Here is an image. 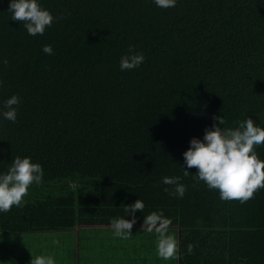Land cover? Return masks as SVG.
<instances>
[{"label":"trees","instance_id":"1","mask_svg":"<svg viewBox=\"0 0 264 264\" xmlns=\"http://www.w3.org/2000/svg\"><path fill=\"white\" fill-rule=\"evenodd\" d=\"M10 2L0 0V175L16 156L44 174L23 206L0 211V234L69 231L70 254H47L62 264H98L86 227L112 232L123 256L114 264H264V188L225 201L194 179L197 169L184 176V153L214 116L226 118L222 127L248 117L264 127V0H176L166 9L154 0H38L54 20L35 36L11 19ZM130 46L145 59L122 71ZM13 95L15 122L3 116ZM254 151L264 160V145ZM165 176L180 177L182 198ZM138 199L145 208L132 233L116 236L111 221L131 220L123 206ZM161 210L177 241L170 260L142 229Z\"/></svg>","mask_w":264,"mask_h":264},{"label":"clouds","instance_id":"2","mask_svg":"<svg viewBox=\"0 0 264 264\" xmlns=\"http://www.w3.org/2000/svg\"><path fill=\"white\" fill-rule=\"evenodd\" d=\"M161 8L175 7L176 0H154ZM12 13V20L20 21L28 34L35 36L43 34L46 27L51 26L54 17L49 10L43 9L38 0H11L8 9ZM43 52L53 54L51 45H45ZM145 57L137 53L130 46L129 52L121 57L120 69L132 70L139 67ZM7 64L8 61L4 60ZM20 99L13 95L5 101L3 116L15 122ZM215 123L205 130L203 140L193 138L190 148L184 153V176H188V169L195 168L198 175L194 178L204 181L209 189H218L221 200H239L241 203L250 200L254 193L264 188V160L260 159L254 151L255 146L264 145V127H260L251 117L238 122L236 127H222L227 121L223 115L214 116ZM43 169L39 163H33L30 157L16 156L8 172L0 175V211L8 212L13 205L23 206L22 200L28 194L29 186L35 182L39 184L43 178ZM180 177L165 176L162 183L174 185L170 193L183 197L186 187L179 183ZM168 192L169 189L165 188ZM123 206V205H122ZM145 204L141 199L134 204L123 206L126 214L131 213V220L125 218L113 219L112 227L115 235L127 238L132 233L136 223L137 210L144 211ZM172 221L165 218L163 211H153L145 216L142 229L148 233L157 234V253L164 260L172 259L177 252V241L173 235L168 234ZM188 251H193L189 244ZM31 264H55L54 259L37 256Z\"/></svg>","mask_w":264,"mask_h":264},{"label":"rangeland","instance_id":"3","mask_svg":"<svg viewBox=\"0 0 264 264\" xmlns=\"http://www.w3.org/2000/svg\"><path fill=\"white\" fill-rule=\"evenodd\" d=\"M83 232V233H82ZM84 241L89 244V259L98 264H104L110 258L114 264L122 258V251L114 247L111 231L103 227L81 228ZM108 235L109 238H105ZM87 237V238H86ZM118 243V242H117ZM64 244V246L62 245ZM72 238L69 231L52 230L44 232H18L0 234V264H31L37 256H51L55 264H62L63 257L56 258L50 254L60 255L71 252ZM74 245L76 242L74 241ZM119 248L121 243L119 242ZM82 247H81V251ZM62 253V254H61Z\"/></svg>","mask_w":264,"mask_h":264}]
</instances>
